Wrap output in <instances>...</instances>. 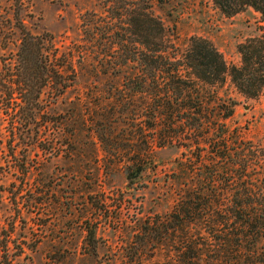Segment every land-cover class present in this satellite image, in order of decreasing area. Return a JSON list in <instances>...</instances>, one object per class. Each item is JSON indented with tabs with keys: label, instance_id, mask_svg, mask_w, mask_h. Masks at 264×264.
Instances as JSON below:
<instances>
[{
	"label": "rangeland",
	"instance_id": "1",
	"mask_svg": "<svg viewBox=\"0 0 264 264\" xmlns=\"http://www.w3.org/2000/svg\"><path fill=\"white\" fill-rule=\"evenodd\" d=\"M138 1L0 0V264H242L234 254L225 255L202 222L178 231L170 217L185 192L223 195L224 181L249 177L232 165L227 175H212L214 190L202 184L212 178L207 152L219 148L222 138L231 150L240 141L251 143L248 160L264 145V90L246 99L227 77L215 86L197 84L190 95L203 110L201 116L186 112L196 121H189L193 127L180 140H172V130L144 131L152 99L131 97L122 79L129 73L122 67L125 53L136 49L125 42L127 10ZM145 1L165 28L168 54L176 58L191 38H201L229 69L240 64L238 45L264 36L250 9L227 18L210 0ZM16 14L28 33L50 40L46 52L69 84L61 94L52 86L42 90L46 114L19 141L11 134L12 56L21 39ZM229 102L235 106L223 119ZM206 138L209 148L202 144ZM137 159L146 170L128 182L123 166ZM88 229L94 230L95 250Z\"/></svg>",
	"mask_w": 264,
	"mask_h": 264
},
{
	"label": "trees",
	"instance_id": "2",
	"mask_svg": "<svg viewBox=\"0 0 264 264\" xmlns=\"http://www.w3.org/2000/svg\"><path fill=\"white\" fill-rule=\"evenodd\" d=\"M210 1L224 17L230 18L250 9L258 14L264 25V0ZM133 6H138L137 10ZM15 22L21 39L12 56L16 78L13 82L16 95L13 117L14 131L17 133L13 131L11 134L19 141L28 136L27 129H31L36 118L46 114L40 100L42 90L52 86L61 94L69 84L63 82L61 72L53 64L55 56H49L46 52L45 45L50 40L28 33L17 14ZM124 32L126 44L136 49H128L125 53L122 67L129 73L122 76L123 87L131 97L141 95L153 102L152 106L146 105L145 109L146 113H149L148 109L152 113L151 119L146 117L143 122L142 129L146 132L172 130L175 133L172 140H180V133L193 127L189 121L194 119L186 112L192 114L191 110H194L193 115L201 116L203 110L199 98L192 100L190 95L191 88L197 84L215 86L224 83L227 77L235 91L246 99H255L264 90V36L247 39L238 45L240 64L228 69L215 48L201 38H191L187 50L179 58L170 56L165 28L153 16L145 0L129 5ZM121 39L119 45L123 44V37ZM10 88L7 87L9 97L12 95ZM234 106L235 102H229L224 107L227 113L223 119L231 116ZM197 123L202 126L199 120ZM142 137L143 145L146 146L145 134ZM207 139L202 144L209 148L211 143L208 144ZM251 148V143L240 141L238 147L231 150V143L225 137L222 138L219 148H211L207 152L210 160L206 170L209 175L214 176L219 170L227 175L232 171V165H238L239 175L247 173L249 177L237 183L224 181L223 195L210 193L203 196L200 193L193 196L185 192L178 196L170 221L178 231L202 222L208 236L217 239L224 247L226 256L234 254L242 264H264V145L254 148L253 159L248 160L246 157ZM233 158L234 164L231 163ZM140 161L137 159L123 166L126 181L133 182L146 170V165ZM179 173L185 175L184 164H180ZM213 176L202 183L207 186V190L217 187ZM87 233L89 245L95 250L94 230L88 229ZM217 233L219 235L215 238Z\"/></svg>",
	"mask_w": 264,
	"mask_h": 264
}]
</instances>
